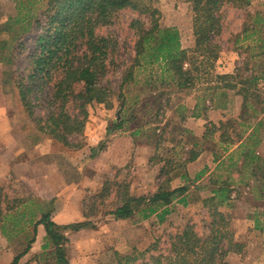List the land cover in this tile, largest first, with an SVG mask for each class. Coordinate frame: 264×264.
I'll use <instances>...</instances> for the list:
<instances>
[{"label": "rangeland", "instance_id": "obj_1", "mask_svg": "<svg viewBox=\"0 0 264 264\" xmlns=\"http://www.w3.org/2000/svg\"><path fill=\"white\" fill-rule=\"evenodd\" d=\"M49 1L0 0V144H4V148H8L10 142H13L11 148H17L13 136L16 140H23L24 148L53 140L39 127L45 125L49 112L55 110L49 102L52 85L44 90L38 87L30 95L34 104L33 116H29L21 102L18 88L20 83L31 88L30 56L35 50L36 39L43 32L45 19L42 14ZM140 1L159 10L162 27L179 29L183 48L190 51L192 56L195 48L192 5L187 0ZM242 4L240 7L236 1H231L224 5L220 13L221 31L213 38V42L220 47L219 59L210 63L213 64L210 67L204 57H195L199 71L192 68L195 85L191 89L178 88L176 83L170 81L169 74L162 73L160 67L155 65L136 68V81L120 90L123 73L133 63L135 56L138 35L130 25L132 21L140 20L149 28L148 14L122 11L109 25L98 30L101 36L113 37L118 42L119 50L116 67H111L103 80V85L111 92L109 103L89 105L83 134L68 138L71 144L69 148L82 169L80 216L70 210L60 212L55 204L49 207L45 204L48 210H52L53 218L63 214L70 215L64 220L92 223L93 228L67 233L70 240L67 245L69 264H117L116 253L144 252L155 246L156 251L145 256L147 261L152 255L168 254L171 237L186 227L193 228L201 236L207 235L212 230L213 222L219 223V219L214 216V204H205L204 200L211 195L213 185L216 186L214 180L219 175L232 176L235 182L224 181L235 186L232 190L235 197L228 205L218 208L227 216V226L221 230H227L229 238L233 237L234 242L242 245L236 248L225 242V246L232 250L227 258L228 263L264 264V197H260V187L264 184V112L256 118L252 117L251 112L244 115L242 96L236 89L221 88L223 82L217 79L218 74H234L229 81L236 84V68H242V74L250 76L252 73L259 74L264 67V57L250 59L252 54L260 52L258 47L251 49L250 46L256 45L250 36H255L253 30L258 25L255 16L260 14L264 17V0H242ZM39 19L42 23L40 27L37 25ZM245 28L249 29L247 36L242 34ZM259 31L257 35L259 33L264 37L263 23L259 25ZM246 67L249 71H245ZM259 94L264 100L263 83L259 84ZM257 107L261 108L260 105ZM194 108L198 109L200 117L183 118ZM68 111L72 114L75 112L72 108ZM121 121L124 127L115 129L114 125ZM257 124H260L257 134L261 139L257 151L263 158V170L257 176L259 181L255 182L250 177L251 167L242 168L243 157L240 153L236 154V164L230 168V172L226 167L214 169V159H222L227 151L237 145V134L244 132L245 137ZM137 130L141 133L135 134ZM206 133L208 135L204 137ZM224 134L233 138L231 140L235 143H225ZM159 138L160 145L156 144ZM27 139L34 141L31 143ZM194 142L200 143L207 151L210 167L204 168L203 163L201 170L188 172V165L184 167L183 162ZM171 160L170 175L161 173L165 162ZM184 173L188 175L187 180L180 177ZM200 173L201 178L197 179ZM170 176V189L186 185L188 193L169 205L170 213L163 222L157 215L143 220L138 210L130 218L112 216L114 219H108L110 217L106 214L121 205V190L126 191L127 188L128 194L134 197H150ZM88 177L91 181H88ZM7 184L3 187L7 202H1L5 224L0 223V264H11L26 247L32 230L20 218L23 214L29 216L35 203H38L34 191L21 179L12 176ZM105 185L111 188L108 197L102 194ZM184 197L185 201H181ZM24 200L27 202L25 206L22 205ZM7 205L11 208L8 213L5 211ZM85 214H88V218ZM13 223L18 225L13 228ZM1 226L6 228L8 237ZM43 236L45 231L38 233L32 250L20 264H55L50 251L42 248ZM236 249L239 252L236 253ZM142 262L140 260L135 264Z\"/></svg>", "mask_w": 264, "mask_h": 264}, {"label": "trees", "instance_id": "obj_2", "mask_svg": "<svg viewBox=\"0 0 264 264\" xmlns=\"http://www.w3.org/2000/svg\"><path fill=\"white\" fill-rule=\"evenodd\" d=\"M194 13V37L195 48L190 51L183 48L181 33L176 27H162L159 23V10L140 0H50L47 8L42 14L45 19L42 33L36 39V47L30 56L31 74L29 75L31 88L19 84V97L24 107L33 116L34 104L31 94L39 87L44 90L52 85V93L49 102L55 107L48 114V120L40 130L51 136L65 147H71L69 137L81 135L84 132L87 119V107L93 103L107 104L111 97L109 88L103 85L104 78L110 72L111 67L115 68L118 42L109 36H101L98 30L111 23L117 14L130 10L139 12L141 15L148 14L150 27H146L140 20H134L131 28L137 31L135 43V56L133 63L128 66L121 78L120 90L126 85L136 81L135 69L142 66L153 67L158 65L162 73H168L170 81L176 83L180 89H191L194 87L195 76L192 68L199 71V66L194 62L195 57H204L207 64L219 59L220 47L213 42L221 31L220 13L226 3L236 1V5L242 7V0H187ZM257 27L254 28V35L259 31V25L264 24V17L260 14L255 16ZM40 19L37 25L41 26ZM249 29L242 32L246 35ZM247 36V35H246ZM250 36L252 41L260 49L257 54H252L250 59L264 57V37L258 35ZM254 38V39H253ZM194 62V63H192ZM205 62H202L204 64ZM264 65V63H263ZM213 67V64H210ZM248 67V66H247ZM246 67L245 71H249ZM242 68H236V84L229 81L234 74H218L217 79L223 82L221 88L234 90L242 96L243 114L251 112L253 118L264 112V100L259 94V84H264V67L259 74L252 73L250 76L242 74ZM217 89V88H216ZM121 96V92H120ZM253 101V102H252ZM57 105V106H55ZM257 105H260L259 109ZM197 107V106H196ZM72 108V114L68 110ZM197 108H194L187 117H200ZM241 125V124H239ZM260 124L252 127L251 132L244 137L243 133L237 134L236 144H239L236 154L243 157L242 168L251 167L250 177L258 182L257 176L263 170V158L258 146L261 143L257 132ZM124 123L121 121L114 125L115 129H122ZM137 130L135 134H140ZM207 133L204 137H207ZM162 138V137H161ZM161 138L156 141L160 145ZM225 143L231 145L235 142L226 134L223 135ZM203 148L200 143L194 142L192 148L187 151L184 167L196 161ZM153 161V158L151 159ZM173 161L165 162L161 173L170 175ZM181 164H178L180 166ZM170 168V170H169ZM203 173V172H202ZM201 173L197 179L201 178ZM177 177V176H176ZM181 179L188 178L187 173L180 175ZM167 178L158 190L150 197H134L128 194L127 188L119 193L121 205L106 215L126 219L132 217L138 210L143 220H148L157 215L160 222H163L170 213L169 205L188 193L186 185L170 189ZM111 188L104 186L103 196L110 195ZM214 196L204 200V203L214 204V216L219 219L213 222L212 230L207 235H199L193 228L186 227L181 233L171 237L168 254L159 253L152 255L147 261L145 256L156 251L155 246L146 249L144 252L134 251L132 254L121 255L116 253L117 264H135L142 260V264H229L227 261L231 249L225 246L232 245L241 248L239 242H234L233 237L229 238L227 230L221 228L227 226V216L221 213L218 208L231 203L232 189L230 185L223 182L221 186L213 189ZM3 187H0V223H4L2 200L7 202ZM260 197H264V184L260 187ZM38 201L35 203L29 216L24 214L20 221L29 225L32 234L27 238L26 247L19 252L11 264H20L21 260L29 254L37 241L38 227L45 228L44 251H50L49 255L55 264H69L67 258V245L70 240L69 232H79L84 229L93 228L92 223L85 221L69 225H58L52 217V210L47 209V204ZM22 205L25 206L24 202ZM43 205V206H42ZM42 206V208H40ZM49 207V206H48ZM11 210L7 205L6 210ZM88 218V214H85ZM26 217V218H25ZM24 219H26L24 221ZM3 220V222H1ZM18 225V224H17ZM13 223V228L17 226ZM21 225V223H20ZM6 237L9 236L6 228L1 226ZM229 238V239H228ZM239 250L236 249V253ZM48 255V253H47Z\"/></svg>", "mask_w": 264, "mask_h": 264}, {"label": "crops", "instance_id": "obj_3", "mask_svg": "<svg viewBox=\"0 0 264 264\" xmlns=\"http://www.w3.org/2000/svg\"><path fill=\"white\" fill-rule=\"evenodd\" d=\"M36 133L39 136L41 135L38 132ZM13 139L17 144V148L15 149L11 148L13 142H10L9 145L8 143L6 144L8 148H4V144H0V187L8 185L10 177H17L34 191L38 201L46 203L48 206L55 204L60 212L71 211L75 212L76 216H80V188L82 186L80 173L82 169H80L78 161L74 158L72 149L65 147L55 140L43 141L38 145L24 148L21 143L23 140H16L15 136H13ZM28 140H31V143L34 141L33 139ZM41 144L47 146L42 147ZM238 146L239 144L230 151H227L222 159L219 160L216 157L214 159V169L220 170L226 167L228 168L227 171L230 172V168L236 164L235 158ZM203 163L204 168L210 167L205 149H203V152L196 161L188 164V172L201 170ZM227 179L235 184L232 176H217V180H214L216 186L213 185L211 195L208 198L213 197V189L221 186ZM88 181H91L90 177H88ZM229 185L230 189H235L234 185ZM234 194L232 193L231 199H234ZM181 201H185V197ZM26 203L24 200V204ZM68 216L70 215H56L53 220L58 225L73 224L74 221L64 220L68 219ZM72 216H75V214H72ZM108 216L110 217L108 219H114L111 215ZM38 230L39 232H44L45 228L39 226Z\"/></svg>", "mask_w": 264, "mask_h": 264}]
</instances>
